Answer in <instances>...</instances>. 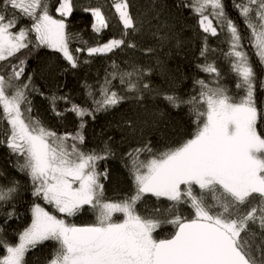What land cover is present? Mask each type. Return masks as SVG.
Masks as SVG:
<instances>
[{"label":"snow or ice","instance_id":"1","mask_svg":"<svg viewBox=\"0 0 264 264\" xmlns=\"http://www.w3.org/2000/svg\"><path fill=\"white\" fill-rule=\"evenodd\" d=\"M58 5L59 19L50 14L48 0H0V62H6L0 66V121L8 125L0 144L16 156L13 167L30 178L33 197L54 209L33 203L31 223L16 233L15 242L0 226V248L5 251L0 264H28L26 254L49 241L54 247L47 264H264V100L260 99L264 96V0L234 2L243 27L228 14L224 0H181L178 7L193 11L206 34L200 49L205 62L197 68L209 79H195L194 94L185 99L171 84L154 85L151 67L128 61L121 67L112 60V71L106 70L102 81L95 86L85 83L83 104L73 102L68 94L46 96L57 117L71 112L78 118L75 130L62 134L31 114V94L44 95L34 83V74L26 71L32 52L53 49V55L58 53L67 62L63 71L68 72L91 63L95 56L136 49L134 38L145 25L150 30L152 20L160 21L165 6L157 9L154 0V16L134 19L127 0H120L114 7L123 24L121 37L91 45L81 41V47L73 49L70 41L79 34L67 31L65 19L73 13V0H58ZM83 11L93 17L94 33L109 27L101 7L86 6ZM24 18L30 25L20 24ZM154 27L151 35L166 41L168 35H161V29L170 27L168 21ZM209 35L225 38L228 49L221 51L235 78L236 95H230L222 83L217 62L208 60L209 53L216 51L209 47ZM21 50L27 55L17 57ZM156 63L161 65L159 59ZM115 80L119 85L113 84ZM146 99L172 109L187 106L195 116L194 132L164 151L147 142L124 153L131 187L121 198L109 199L102 180L110 173L107 167L100 171L98 165L115 152L109 141L85 150V118L94 120L97 113L128 100L143 105ZM60 102L70 107L58 111ZM125 125L136 133L133 120ZM19 188L15 178L0 184V208L13 201ZM148 194L171 203L166 209L139 211ZM182 205H190L192 214L182 215ZM85 206L95 213L94 223L68 222L67 217L82 213ZM117 213L122 219L114 218ZM0 214L5 223L18 218L15 204ZM166 225L173 231L158 237L157 230Z\"/></svg>","mask_w":264,"mask_h":264},{"label":"trees","instance_id":"2","mask_svg":"<svg viewBox=\"0 0 264 264\" xmlns=\"http://www.w3.org/2000/svg\"><path fill=\"white\" fill-rule=\"evenodd\" d=\"M120 0H73V13L65 18L68 24L67 31L70 34H79V36L70 41V48L81 47V41H88L93 44L97 41L106 42L109 39H119L124 31L123 24L119 20V14L116 13L114 3ZM129 11L134 19L143 18L145 20L155 15L152 11L154 0H127ZM187 2V0H185ZM234 2L239 0H224L226 11L241 27L243 21L239 17L238 11L234 7ZM50 14L59 19L60 14L55 12L58 7V0H48ZM156 7L164 5L165 9L160 16V21L152 20L153 27L145 25L142 34L134 39L137 44L136 49H116L113 53H107L91 58V63L83 64L79 68L64 72L67 62L63 60L60 54L53 55L54 50L46 47L36 49L28 57L27 69L33 73L35 85L44 95L32 93V116L40 119L47 127L52 128L58 133L72 132L75 130L79 121L71 112H65L63 117H57L51 110L49 100L46 96L53 92L57 95L68 94L73 102L83 104L85 101V83L95 86L98 81H102L105 71H112L110 64L115 60L117 64L124 67V62H134L142 67L152 68L151 81L154 85L168 87L171 84L178 94L187 99L188 95H193V81L195 79H209L208 74L201 72L198 64L205 62L200 57V49L204 34L198 26V16L190 9L178 7L181 0H155ZM86 6L101 7L102 12L108 19L109 27L103 29L101 33L96 34L91 28L93 17L90 13L83 11ZM164 20L168 21L170 27L162 28L161 35L167 33L168 39L161 43L151 32L156 31L154 27ZM31 21L24 18L20 21L21 25H30ZM215 24V21H214ZM18 30V29H17ZM34 34H32L33 38ZM224 36H208V44L215 52H210L208 60H215L217 67L221 70L224 78L222 83L228 87L230 95H236L235 78L229 73V65L225 61L222 51H227L228 46L224 43ZM247 43V42H245ZM153 48V53H146L142 49ZM17 57L27 55L26 50L16 54ZM86 53L81 56L84 59ZM254 61L257 59L254 55L251 57ZM159 59L161 65H157ZM9 61L15 63V58H9ZM6 62H0L2 66ZM113 84L119 85V80L113 81ZM242 94V93H240ZM260 99L264 100V96ZM70 107L63 102L57 104L58 111H64ZM159 110L163 115H159ZM154 113H156L154 115ZM87 125L84 129L85 150L97 148L104 141H109L115 152V156L107 161H101L98 165L100 171L105 167L109 170L110 176L107 180H102L105 185V195L109 199L121 198L130 190V178L127 169L123 166L122 156L131 148L139 147L143 143L151 142L154 150L164 151L167 147L175 146L190 138L195 129V116L190 114L187 106L180 109L166 107L162 102H155L146 99L143 105H138L134 100H128L116 108L106 112H99L95 119L86 117ZM133 120L137 125V131L132 133V129L125 125V121ZM8 128L6 121H0V141L6 139L5 132ZM142 130V132H141ZM109 138H111L109 140ZM142 159L144 157H141ZM16 162V156L10 153L5 144H0V184H7L8 180L15 178L20 181V188L13 201L7 207L0 208V213L11 209L15 204V211L18 218L13 217L5 223L6 217L0 214V226L5 229V234L9 240L15 242L18 237L16 233L22 231L24 227L31 223V207L33 203H40L42 207L54 211L51 205L46 204L42 199L33 197L32 184L28 176L17 171L13 165ZM196 191L199 192L198 186ZM209 202H211V193H208ZM171 202L166 198L157 199L151 194L146 196L143 203L138 205V210L148 208L166 209ZM184 216L192 214L190 205H182L179 209ZM68 222L77 225L90 224L96 221L95 213L85 206V210L75 217H67ZM173 231L172 226L166 225L157 230V235L163 238ZM54 247V242H45L44 245L30 250L26 254L28 264H47L50 259V253ZM5 254L3 248H0V255Z\"/></svg>","mask_w":264,"mask_h":264},{"label":"rangeland","instance_id":"3","mask_svg":"<svg viewBox=\"0 0 264 264\" xmlns=\"http://www.w3.org/2000/svg\"><path fill=\"white\" fill-rule=\"evenodd\" d=\"M47 210L48 211H51L50 209H47ZM114 218L122 219V214L117 213V214H115V217Z\"/></svg>","mask_w":264,"mask_h":264}]
</instances>
